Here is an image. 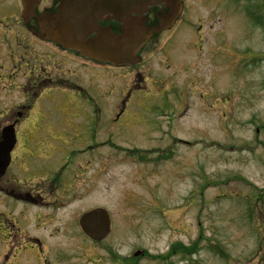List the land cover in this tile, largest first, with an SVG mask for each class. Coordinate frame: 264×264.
Returning <instances> with one entry per match:
<instances>
[{
	"label": "rangeland",
	"instance_id": "1",
	"mask_svg": "<svg viewBox=\"0 0 264 264\" xmlns=\"http://www.w3.org/2000/svg\"><path fill=\"white\" fill-rule=\"evenodd\" d=\"M183 2L181 22L165 33L171 35L163 42L176 43L168 47L170 61L184 62L192 71L174 66L166 70V76H174L167 83L172 88L166 93L161 86L156 91L162 93H151L147 106L179 107L180 91L188 92L193 106L175 122L173 136L196 145L176 144L166 156L158 154L150 179L134 175L133 163H114L109 192L104 191L105 179L98 188V198H105L99 201L109 202L114 220L109 244L120 259L129 257V264H264V0ZM161 55L148 51L144 56L157 67V60H164ZM88 65L96 83L93 90L79 84L86 93L76 91V82L70 81L42 98L38 106L44 114L52 107L50 121H60L69 102L102 113L118 105L120 98L112 96L126 85L132 70ZM103 87L106 91L98 92ZM200 92L204 111L195 102ZM100 118L95 129L103 126ZM108 137L102 130L91 139L99 144ZM127 137L133 139L130 143L145 145L138 135ZM165 148L170 147L161 151ZM122 202L129 206L123 208ZM136 251L141 256L134 257ZM172 251H177L174 256L169 255Z\"/></svg>",
	"mask_w": 264,
	"mask_h": 264
},
{
	"label": "flooded vegetation",
	"instance_id": "2",
	"mask_svg": "<svg viewBox=\"0 0 264 264\" xmlns=\"http://www.w3.org/2000/svg\"><path fill=\"white\" fill-rule=\"evenodd\" d=\"M24 1L0 0V264H101L114 259L116 264H129V257L120 259L110 247L114 220L110 234L98 242L84 232L82 216L96 208L109 210V202L99 201L105 198L102 194L98 198V188L105 179L104 191L109 192L115 164L133 163L134 175L150 179L161 148L185 143L173 136V131L175 122L192 108L191 95L182 89L179 107L147 104L151 93H162L156 91L161 86L166 93L172 88L167 83L174 76H166V70L174 66L189 73L192 69L184 62L170 61L168 47L176 43L153 42V38L138 53L136 65L114 67L88 59L40 35L38 15L57 12L63 0H40L32 13L24 12ZM160 9L152 7L144 15L149 26L159 25ZM101 24L121 33L120 24L111 16ZM148 51L162 54L164 60H157L158 66H154L144 56ZM88 63L132 70L130 84L117 93L119 104L103 113L100 108L66 105L60 121H50L52 107L44 114L38 106L47 92L70 81L83 93L86 89L79 84L92 90L96 87ZM149 82H153L152 88ZM144 92L149 95H142ZM197 99L199 110L204 111V94L200 92ZM131 102L146 105L130 107ZM178 110L182 111L179 116ZM99 117L103 126L95 129ZM6 129L14 131L15 138H5ZM102 130L109 137L97 144L92 135ZM132 134L141 137L145 145L130 143L133 139L127 136ZM134 148L137 155L130 157ZM102 150L107 154L97 156Z\"/></svg>",
	"mask_w": 264,
	"mask_h": 264
},
{
	"label": "water",
	"instance_id": "3",
	"mask_svg": "<svg viewBox=\"0 0 264 264\" xmlns=\"http://www.w3.org/2000/svg\"><path fill=\"white\" fill-rule=\"evenodd\" d=\"M160 4L170 10L163 26L170 27L181 11V0H66L58 13L43 16L40 23L46 37L67 48L116 65L132 64L136 61V53L151 35V30L133 14H142L149 6ZM34 5L35 2L27 3V10L32 11ZM105 14H112L114 20L122 24V35L115 34L109 27L99 26ZM6 138L12 140L13 136L8 134ZM83 227L93 237L106 235L109 232L107 212L97 209L87 214L83 218Z\"/></svg>",
	"mask_w": 264,
	"mask_h": 264
}]
</instances>
